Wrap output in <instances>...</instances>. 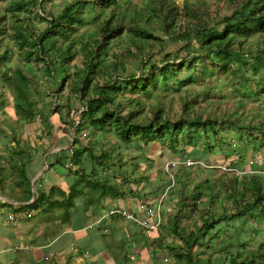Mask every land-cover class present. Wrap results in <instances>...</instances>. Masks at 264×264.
Instances as JSON below:
<instances>
[{
  "label": "trees",
  "instance_id": "obj_1",
  "mask_svg": "<svg viewBox=\"0 0 264 264\" xmlns=\"http://www.w3.org/2000/svg\"><path fill=\"white\" fill-rule=\"evenodd\" d=\"M59 1L13 0L7 2L6 10H0L2 106L12 102L14 122H24L27 129L38 118L39 96L50 97L47 114L61 112L62 123L70 128L66 138L70 132L73 139L68 140L72 145L66 149V153L72 149L68 163L78 167L72 170L60 161L72 174V183L63 191L55 187L47 193L37 190L26 210L18 211L32 216L35 211L45 215L60 208L68 216L80 197L94 205L105 197L139 198L150 204L151 196H141L132 185L159 174L173 181L179 178L178 191L169 185L156 198L159 201L163 195L169 196L173 202L177 191L179 211L170 225L176 236L185 240L187 250H175L173 256L179 261L185 257L188 264H197L192 247L198 239L183 227V211L192 200L208 197L212 207L222 202L220 207L226 213L221 218H227L228 211L237 216L258 211L264 217V175L223 169L233 168V162H223L218 168L210 144L212 140L223 145L221 138L213 140L223 131L234 137L238 134L241 142L264 138V107L258 104L249 109L247 103L250 97L264 98V0H220L212 4L208 0ZM35 15L46 23L44 28L35 23ZM7 39L20 54L15 66L9 64L15 52ZM166 40L196 45L186 47V58L181 52L161 56ZM197 61L204 63L201 69L205 74L216 71L224 77L235 94L228 98L216 93L213 86L199 87L205 74L197 72ZM183 71L196 73L181 78ZM50 119L45 121L47 125ZM54 127L52 131L44 129L45 139L56 137L60 130ZM24 133H18L10 123L6 127L0 123V142L10 145L12 136L15 143L11 170L15 187L22 188L20 193L8 192L7 168L0 158V194L18 202L32 200V190L37 189V181L32 184L35 167L43 163L46 153L33 145V136L27 139L31 146L23 142ZM201 135H205L201 153H209V160L197 162L206 167L192 170L178 166L167 172V163L192 159L185 155L189 153L186 149L180 151L178 147L199 145ZM154 143L159 145V160L156 151L151 153ZM87 157L103 171H111L112 176L96 179L89 175ZM251 159L254 155L249 163L264 164L261 157L255 158L256 162ZM156 166L159 169L152 173ZM198 170L201 174L195 176ZM208 172L211 180L209 174L205 177ZM57 191L62 197L58 202L53 200ZM222 193L227 196L221 198ZM133 212L139 214L138 210ZM249 255L251 263L264 260V244Z\"/></svg>",
  "mask_w": 264,
  "mask_h": 264
},
{
  "label": "crops",
  "instance_id": "obj_2",
  "mask_svg": "<svg viewBox=\"0 0 264 264\" xmlns=\"http://www.w3.org/2000/svg\"><path fill=\"white\" fill-rule=\"evenodd\" d=\"M26 134L24 133V138H26ZM56 136L55 144H59V146L54 150L52 147H48L49 142L43 145V141L37 145L38 150L46 151L42 161L46 162L49 158V164L52 167H42V164L35 167L36 175L32 184L34 185L37 181V189L34 187L32 190V200L18 202L0 194V264H168L166 262L173 258V255H170L172 252L175 250L186 252L185 240L176 236L170 225L175 214L179 211V208L175 209V206L178 207L179 200L172 209L170 205L174 203L166 202L164 199L158 201L156 198L158 195L157 182H154L149 188V196L152 198L151 205L157 206V201L158 204L162 202L163 224L158 232L146 233L133 222L125 220L121 216L106 218L112 209L138 210V205L142 201L139 198L127 197L122 200L105 197L94 205L90 204L88 199L80 197L76 200L75 207L69 210L68 216L60 208L50 210L45 215L40 211H35L32 216H27V212L24 214L23 211H18L20 208L23 210L34 201L37 190L47 193L55 187L63 191L72 183L73 177L69 170L64 168L65 173H61L59 170V167H62L59 164L60 161L65 166L69 165L67 167L69 169L75 167L71 165L72 163L68 164L69 153H66V149L70 143L68 144L66 134L61 135L58 132ZM8 140L10 142L8 146L6 143L0 142V149L3 147L5 150V152L3 149L0 150V158L5 160L3 165L7 168L4 172V176L7 177L5 185L11 194L13 191L20 193L22 188L15 187L14 174L11 170L15 164L12 158L16 147L15 143L11 142L12 136H9ZM43 148L44 150H42ZM252 150L247 156V164L248 168L253 169L247 170L248 168L243 166L235 168L242 173L246 172L245 174L248 176L264 175V172H259L260 169H264V164L261 167L259 164L256 165L257 163H249L250 156L254 155V158H257L256 156L262 153L256 147H254V153ZM25 154L28 155V152ZM252 162L256 161L252 159ZM216 164L223 165L219 161H216ZM56 194L53 200L61 201L60 193L57 191ZM146 194L148 193L140 195ZM173 201L175 200L173 199ZM193 201H191V205H186L183 211V227L194 236L198 235L195 229L199 227H202L201 230H198L199 232L207 233L203 238V244L197 241L198 243L192 247L197 264L200 260V264H264V260L251 263L252 259L249 255L251 251L264 244V231H262L263 237L256 234L257 228L264 229V219L257 213L258 211L248 212L244 216H237L236 212L228 211V217L221 218L220 216L225 212L220 207L223 206L222 202L212 207L210 198L202 197L199 201H194L200 207L196 205H194L196 207H192ZM3 203L8 205L2 207ZM218 208L220 210H217ZM169 210H173L172 214H169ZM11 212H20L22 217L17 222L10 223L8 216ZM202 214L205 216L202 217ZM232 215L235 217H231ZM225 225L233 232L221 231L220 227ZM180 230L182 232V229ZM210 231L213 232L214 239L208 245ZM150 234H153L154 237L149 236ZM216 234L218 235L215 236ZM177 237L180 238V242L175 241ZM251 245L254 246V249L250 248ZM159 250L160 252L171 251L169 254L165 253V257L160 258ZM175 262L169 264H178L179 261L175 260Z\"/></svg>",
  "mask_w": 264,
  "mask_h": 264
},
{
  "label": "rangeland",
  "instance_id": "obj_3",
  "mask_svg": "<svg viewBox=\"0 0 264 264\" xmlns=\"http://www.w3.org/2000/svg\"><path fill=\"white\" fill-rule=\"evenodd\" d=\"M10 1H13V0H0V10L1 11L6 10L7 9V2H10ZM14 1H16V0H14ZM64 1L65 0H60L59 3H63ZM219 1L220 0H208V2L211 3V4L219 2ZM178 2L182 3L183 0H178ZM55 4L58 5L57 1L55 2ZM29 7L31 8V6H29ZM47 10H50L49 6L47 7ZM33 19L35 20V23L38 24V25H41V27L44 28L46 26V23L41 18H39L37 15H35L33 17ZM9 42H11V41H9ZM193 44L196 45L194 42L188 43V41L175 42V41H172V40H166L165 45H164V49H163V53H162L161 56L166 55V54H176V53L181 52V57L182 58H186L188 56L189 52L184 51V50L186 49V47L188 45L194 46ZM10 46L12 47V52L13 51L15 52V55L10 58L9 64L15 66L16 63L19 62V60H20V54H19L18 50L16 49L17 46L15 44L13 45L12 42H11ZM4 50L5 49H2L1 51L3 52ZM161 56H157L156 59H159ZM190 58H194V55L190 56ZM203 62L206 63L205 60H203ZM204 63H201V62H198V61L196 62V64H197V69L196 70H198L197 72H200L199 73L200 75L202 73L205 74L204 69L203 70L201 69V67H202V65ZM31 70H35L34 67H31ZM193 73H196V71L195 72L183 71L180 74V76H181V78H186L187 76L192 75ZM204 76H205L204 77L205 81L198 85L199 87H202V89H204V87L206 85H210V86H213L215 92L220 94L221 96H226V97L230 98L231 96H233L235 94V92L231 89L229 83L225 82L226 79L224 77H222V76H219V74L216 71L213 74H211L210 71H208ZM249 85L252 88H255V85H254L253 82H251V84H249ZM0 93H3L1 87H0ZM153 99H155V98H153ZM38 100H39V103H38V106L36 107V112H37L38 118H37L35 124L32 125L30 128L27 127V129H25L24 128V122H22V121L20 123L14 122L13 119H15V113H14L13 103L9 102L6 106H2L1 100H0V123H3L5 125V127L10 123V125L12 127L16 128L18 133L24 130L25 134L26 133L27 134H26V136H25L26 138L24 139L23 142H28L29 143V141H27V139L29 138V136H31V137L33 136V139H34V144L33 145L34 146H36L39 143H42L44 141L43 145H45L46 142H49L48 143V147L50 146L49 148L52 147V149L54 150V149H56L59 146V144H55V140H57V136L53 140L45 139L46 136L43 134L44 129H45V131L46 130L47 131H52L53 130V126L55 125V127H58L59 130H60L58 132H60L61 135H65V134H67V131L70 130V128L69 127L68 128L65 127V125L62 123V121L60 119V113L61 112L60 113L57 112V113L47 114V108H48L47 105L50 104L51 101H52V99L50 97L47 98L44 95H40ZM248 101L249 102H247V103H248V108L249 109L256 108L258 106V104H262L263 107H264V98L262 99L260 97H258V98L257 97H250V98H248ZM49 118H51L50 122L54 124L53 126L51 125L50 122L48 123V125L45 122V121H48L47 119H49ZM5 119H7V120H5ZM8 120H9V123H8ZM55 130H57V128ZM217 130L219 131V127L217 128ZM7 132L12 135V133L10 132V129H8ZM233 135H235V137L232 136V134L230 135L228 131H223L221 136H213L211 134V136H213V140L217 141L218 137H219L224 142L223 145L222 144L219 145V143H217L215 141H212V140L210 141L211 142L210 143L211 144V148H213L212 156L214 157V159L216 161H219V163L226 162V163H231V164L233 162V165H232L233 168H235V167L241 168L242 166H245L246 168H248V164H247V159L246 158H247L248 154L251 153L250 152L251 149H253L252 150L253 153L255 152L254 151V146L256 145V148L258 149V151L262 152L258 156L261 157L263 159L262 162H264V143H263L264 138L261 137V140L259 139V141H257L256 138H255L254 139V141H255L254 143L250 142L248 139L243 140L245 142H241L238 139L239 138L238 134L235 133ZM258 135H260V134H258ZM111 136L114 137L113 134H111ZM67 140H71L73 142V139L71 137L70 132H69V136L67 137ZM68 142L70 143V141H68ZM262 143H263V145H262ZM204 144H205V135H201V140L199 142V145L195 146L196 145L195 144V145H192V146H189V147H186V148L185 147L183 148L180 145L178 147V150L185 151V149H186L189 153H186L185 155H189L190 158H192V159H194L196 161H201V160L202 161H206V160H209V156H208L209 153H206V154H202L201 153V151H202V149L204 147ZM31 145H32V143H29V146H31ZM70 145H72V144H70ZM70 145H68L67 147L69 148ZM46 146H47V144H46ZM152 146L153 147L151 149V153H154L156 151L155 158L158 159V156L160 154L159 153V145H156V143H154ZM2 149H3V152H5L3 147L0 150L2 151ZM87 158H88L87 172H88L89 175H93L94 178H96V179H101V177L105 176V175H109V177L112 176L111 175L112 174L111 171H108V172L103 171V169L101 167L97 166L93 161H91V159L89 157H87ZM166 158H169V157L166 156ZM49 160L50 159L48 158V160L46 162L41 163L42 167L48 166V163L50 162ZM64 160H65V158H64ZM253 161H256V159L254 158ZM65 162H66V160H65ZM222 166L223 165L219 164V168L222 167ZM67 167H69V165ZM74 168L76 170L78 169V167H76V166ZM148 168L151 169V166L149 165ZM157 169H159V167H157V166H156V168L153 167L152 173H155V171ZM250 169H253V168H248L247 170H250ZM59 170H60L61 173H65L64 167H59ZM72 170H71V172H74ZM200 171L201 170L196 171L195 172V174H196L195 176L199 175V173L201 174ZM244 173H246V172H244ZM208 174H209V172L205 174V177ZM159 175L160 176H157L155 179H151L150 181L148 180V182H142L140 184L132 185V187L135 188L137 190V192L140 193V194L148 193V195H149L148 186L150 188L154 182H157L158 192H160V193L163 192L161 190H163L164 188L166 189L169 185H171V186L174 185L173 187L174 188L177 187V191H178L179 185H176L177 184L176 182L179 180V178H177V180L173 181L170 177H165L163 174H159ZM192 176L193 175H191V177ZM207 178H208V180H211L212 179V175L209 174ZM168 180L170 182H173L174 184L173 183H169ZM177 191H175L174 198H173L175 201H173V202L170 201V197L169 196H166V198H165L164 195H163V197H161V198H164V200H166V202L174 203V204L170 205L171 209H172V207L174 205L177 204L176 202H178V200H177L178 199ZM150 195H153V194L150 193ZM226 196H227L226 194L222 193L221 198H225ZM161 198H159V199H161ZM156 203H158V201ZM193 203H194V201H193ZM195 205H196V203H195ZM196 206L200 207V205H196ZM175 209H178V207L175 206ZM25 210L26 209L23 208V211H25ZM217 210H220V209L218 208ZM172 211L173 210H169V214H172ZM6 212H7V210H6ZM194 212H195V210H194ZM263 219H264V217H263ZM230 222L232 223V221H230ZM199 226H200V223H199ZM201 229H202V227H199L198 229H195V232L198 234L197 236L200 237L198 239V241L202 242V244H203V242H204L203 238L206 237L207 233H204L203 231L199 232L198 230H201ZM220 229H221V231H226L227 233H228V231H229V233L233 232L232 229L227 228L226 226L220 227ZM262 231H264V229H260V228L258 229L257 228L256 229V234L259 237H263ZM180 232H181V230H180ZM152 235L153 234H150L149 236H152ZM212 235H213V232L210 231V234H208V241H207L208 245H210L213 242L214 237H212ZM197 236L195 235L194 238H196ZM153 237L154 236H152V238ZM175 241L176 242H180V238H178V237L175 238ZM180 244L182 245L183 242L181 241ZM250 248L254 249V246L251 245ZM170 251L160 252V250H159V252H158L159 257L160 258L165 257V253L169 254ZM195 254H196V252H195ZM170 255H174V252H172V254H170ZM183 255H185V254H183ZM175 260L177 262L179 261L175 256H173V258L169 259V262H166V263H168V264L169 263H173V261L175 262ZM184 263L185 264L188 263V261H187V259L185 257L183 258L182 261L178 262V264H184ZM200 263H201V260L199 261V264ZM218 263H219V261H218Z\"/></svg>",
  "mask_w": 264,
  "mask_h": 264
},
{
  "label": "built area",
  "instance_id": "obj_4",
  "mask_svg": "<svg viewBox=\"0 0 264 264\" xmlns=\"http://www.w3.org/2000/svg\"><path fill=\"white\" fill-rule=\"evenodd\" d=\"M72 154V149L69 150ZM72 165V164H71ZM178 166H184L186 168H191L192 170H197L201 168V166L206 167L202 162H197L192 159H184V160H177L171 161L166 165V171L172 172V169L177 168ZM219 168V166H218ZM222 168V167H220ZM224 170L228 171H236L235 168H223ZM239 174H245L244 172L237 171ZM162 202L159 203L157 206L151 205L147 202H141L138 205L139 214L134 213L132 210H121V209H112L107 214L106 218H111L113 216H121L125 220H129L133 222V224L141 227L143 231L146 233L150 232H157L160 230L163 224V217H162ZM30 212H27V215H30ZM22 217L20 212H11L8 216V220L10 223H15L19 218Z\"/></svg>",
  "mask_w": 264,
  "mask_h": 264
}]
</instances>
